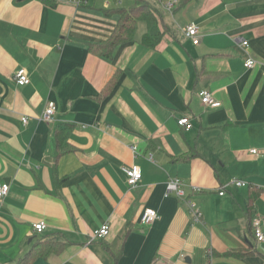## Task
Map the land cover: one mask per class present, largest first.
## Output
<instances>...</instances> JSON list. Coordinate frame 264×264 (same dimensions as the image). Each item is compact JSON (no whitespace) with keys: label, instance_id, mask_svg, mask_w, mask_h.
Listing matches in <instances>:
<instances>
[{"label":"crops","instance_id":"crops-1","mask_svg":"<svg viewBox=\"0 0 264 264\" xmlns=\"http://www.w3.org/2000/svg\"><path fill=\"white\" fill-rule=\"evenodd\" d=\"M146 1L157 25L140 22L106 59L88 46L110 38L121 0H0V264L38 241L66 247L29 264H264L250 225L264 219V0H177L171 11L173 0ZM191 23L198 45L184 35ZM157 33L155 47L142 43ZM20 69L27 85L16 84ZM202 90L221 106L202 105ZM133 166L136 187L122 171ZM171 179L183 198L166 195ZM146 209L159 218L144 227Z\"/></svg>","mask_w":264,"mask_h":264},{"label":"built area","instance_id":"built-area-1","mask_svg":"<svg viewBox=\"0 0 264 264\" xmlns=\"http://www.w3.org/2000/svg\"><path fill=\"white\" fill-rule=\"evenodd\" d=\"M84 1L85 0H69V2L77 6L82 5ZM177 3H178L177 0H173L169 3H166L165 9L167 11H171L174 8V6L177 5ZM184 35L191 40L193 45L199 44L200 35H199L198 28L196 27L195 24L191 23L187 25L184 28ZM242 46L244 47L247 46V42L243 41ZM253 65H254V61L250 58L246 60L244 63V67L246 69H251ZM15 81H16V84L20 86H24L29 83V78L25 70L20 69L16 72ZM198 96L200 98L202 105L204 106H209L210 108H218L221 106V103L219 101H216L213 98L212 93L208 90H202L201 92H199ZM55 112H56L55 103L49 102L41 115V120L47 124L52 123L54 121ZM27 121H28L27 118L23 117L22 123L24 125L27 124ZM177 123L180 127L184 128L186 131L190 130L192 127L189 119L186 117L180 118ZM250 153L255 155L257 154V151L251 150ZM122 171L125 173L127 177V184L130 187H136V185L140 182L142 178V174H141L139 167L133 166L131 168H123ZM234 184L238 187L245 185L244 182L236 181V180L234 181ZM182 186L183 184L179 179L169 180L168 183L166 184V195L175 194L177 197L183 198L185 195V192ZM191 189L193 191H198V189L195 187ZM8 191H9V186L7 184H1L0 185V199L6 196ZM220 195H223V192H220ZM189 206L194 214L195 219L198 220L200 216V212L196 204L194 202H190ZM158 218L159 216L156 211L151 210V209H146L141 215L140 224L144 227L150 226ZM251 227H252V233H253L255 244L259 245L263 243L264 242V219H260V218L253 219ZM44 228H45V224L43 222H40L34 225V230L37 233H41ZM108 230H109L108 224L105 223L94 233V235L97 238H104L108 235Z\"/></svg>","mask_w":264,"mask_h":264},{"label":"trees","instance_id":"trees-1","mask_svg":"<svg viewBox=\"0 0 264 264\" xmlns=\"http://www.w3.org/2000/svg\"><path fill=\"white\" fill-rule=\"evenodd\" d=\"M185 2L189 0H184ZM110 13V12H109ZM113 14L118 17L116 27L110 36V38L103 44L89 45L88 52L106 59H111L115 50L120 46L128 42H132L135 38L138 24L144 22L150 29L155 27L158 23L156 17L153 14L154 8L146 0H133L129 7L119 8L113 11ZM111 14V15H113ZM161 33L156 35L146 34L143 37L142 43L146 47H155L161 38ZM55 144L58 150V155H63L67 137L62 131H58L55 135ZM63 153V154H62ZM253 195L254 192L250 193L249 196V211L252 212L253 208ZM253 220V219H252ZM252 220L250 225L252 224ZM66 247V244L41 242L35 245L34 253H28L22 258L18 264H29L31 260H34L38 256L47 257L51 253H59ZM244 256L242 253H235V256Z\"/></svg>","mask_w":264,"mask_h":264},{"label":"rangeland","instance_id":"rangeland-1","mask_svg":"<svg viewBox=\"0 0 264 264\" xmlns=\"http://www.w3.org/2000/svg\"><path fill=\"white\" fill-rule=\"evenodd\" d=\"M121 2H122L121 7H129L132 4L131 0H121ZM153 15L158 20V16L156 14Z\"/></svg>","mask_w":264,"mask_h":264}]
</instances>
